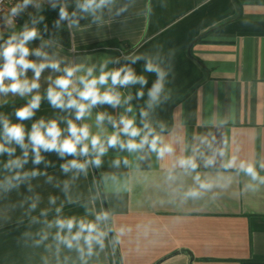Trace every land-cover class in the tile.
Wrapping results in <instances>:
<instances>
[{
    "label": "crops",
    "instance_id": "crops-1",
    "mask_svg": "<svg viewBox=\"0 0 264 264\" xmlns=\"http://www.w3.org/2000/svg\"><path fill=\"white\" fill-rule=\"evenodd\" d=\"M60 1L70 46L39 37L25 45L27 60L58 63L60 70L46 67L39 87L25 95L0 92V106L49 100L65 68H79L69 87L77 100L73 89L82 90L79 78L88 69L92 79L102 66L130 68L146 83L113 88L109 78L99 91L112 89L120 103H97L81 119L74 107L52 104L39 105L28 119L0 116L25 134V147L6 143L0 122V144L14 149L0 153V264H264V184L239 170L241 162L252 164L264 177V0H107L87 9V0ZM6 44L0 37V51ZM149 64L159 72L146 70ZM20 79L31 82L34 70ZM121 117L141 130L136 143L147 124L160 138L157 146L172 151L158 156L148 145L108 146L107 137L117 133L130 139L120 132ZM40 121H55L61 140L70 137L69 121L87 125L89 151L41 148L35 163L28 136ZM92 136L106 149L99 165ZM16 159L21 166H9ZM74 160L84 168L72 166ZM189 160L195 169L182 166ZM103 212L109 217L98 223L103 247L94 242L91 255L83 239L69 248L57 238L78 231L60 230L58 219L96 222Z\"/></svg>",
    "mask_w": 264,
    "mask_h": 264
},
{
    "label": "clouds",
    "instance_id": "clouds-1",
    "mask_svg": "<svg viewBox=\"0 0 264 264\" xmlns=\"http://www.w3.org/2000/svg\"><path fill=\"white\" fill-rule=\"evenodd\" d=\"M30 0H24V3H29ZM107 0H99V3L96 0H87V3L84 7L99 8L104 5ZM18 11V6L12 9V13L15 14ZM61 16H67V13L61 9ZM37 35L35 29L26 30L20 34L19 37L13 35L7 41L6 46H3V50L0 51V56L4 57V63L0 65V92L2 93H13L19 95H25L26 93H30L32 89H36L39 87L38 80L41 75V72L46 68L51 66L53 69L60 70L58 63H40L36 64L32 61L26 59L29 55V49L25 46L28 41L33 39ZM39 55V52L37 51ZM32 68L34 70V79L29 82L27 79L21 80L20 77L24 76L27 69ZM79 68H65L63 71L65 73L64 76L57 78L54 81L55 88L50 87L48 89V99L50 103L54 107H67V108H75L76 109V118L81 119L85 115L90 114V109L93 105L97 103H108L115 107L120 103L119 93H115L112 89H109L103 93L99 91L98 85H105L108 83L109 78L111 79V83L113 88L116 85L126 86L130 83H141L145 84L146 80L143 76L137 77L133 70L130 68H120L115 71L105 72L103 70V66L101 68V74L99 77H93L92 79H88L87 77H92V69H88L87 77H80L79 82L83 85L82 90L73 89L76 91L79 100L72 98V91H69V87L72 84V77ZM146 70L148 71H157L158 69H154L151 64L146 66ZM162 77V74H160ZM5 80H9L10 83L5 84ZM60 91H56V89ZM161 85L159 81L153 86L150 91V96L155 99L157 93L160 91ZM142 95V93H140ZM67 96V103L64 101V97ZM131 99V97H129ZM39 96L33 97V100L29 104L28 107L23 108L17 111L16 115L19 119H28L33 115V109L38 108L39 106ZM86 102V103H85ZM131 109L129 108V111ZM104 120V114H100L97 116V123L100 124ZM111 120V117H109ZM3 123V137L6 143H12L13 141L19 144L21 147H25L24 145V130L20 125L10 124L6 119L0 121ZM119 123L123 125L120 129V132L124 135L128 136L130 139L127 143L121 141L119 139V133L114 134L112 136L107 137L106 143L108 146H115L117 144L120 145L121 148H127L129 151H135L138 148H142L144 145H148L152 151L157 152L158 156H163L165 152H171L172 148L170 145H165L163 147H158V143H160V138L156 136L152 129L148 127L147 124L144 125L146 129L144 135L142 136L139 143L135 142L136 137L141 136V130L134 126V121L131 119H127L125 117H121ZM115 126V122L113 121ZM68 131L70 133V137L65 138L63 140L60 139L62 133L59 129L57 123L55 121L49 122L47 125L43 121H40L39 124H34L32 128V132L29 134L28 139L31 141L34 151L36 153L35 163H39L41 161L40 149L43 148L45 150H58L61 155L64 153H76L77 146L80 145L79 152L82 154H86L89 151V146L84 141L89 140V129L87 125L82 127H77L71 121L68 122ZM153 137L149 140V137ZM90 144L93 149L97 152L96 164L99 165L100 160L99 156L102 155L106 149L104 147V143L101 142L98 136H92L90 138ZM14 149H10L5 147V144H0V153L7 152L9 155L12 154ZM27 153H25V156ZM211 163V161H209ZM22 161L20 159H16L14 161L9 162V166L20 167ZM182 166L191 167L195 169L196 165L192 161H182ZM72 166L77 168H84V165L78 164L75 160L72 161ZM232 162H229L226 167H231ZM260 167L264 169V164H261ZM65 170L66 166H65ZM239 170L244 172L247 176L251 178L253 181H259V183L264 184V177H260L257 173L255 167L252 164H245L243 162L239 165ZM37 173L33 172L32 175H36ZM209 185L201 184V187H208ZM192 195H196L197 193L193 192ZM59 211V209H57ZM108 214L106 212L100 213L96 215V222H85V221H75L74 219L68 220H57L55 221L56 225L60 230L67 228L68 232L71 234L73 227H77L78 231L75 234H72L70 238L68 237H60L59 233L57 235L58 239H61L63 243H65L69 248L73 246V242H79L81 239L84 240L87 245L88 255L92 254V245L93 243H97L103 247V239L104 233L99 230L98 223L102 221L108 220ZM83 251V250H82Z\"/></svg>",
    "mask_w": 264,
    "mask_h": 264
},
{
    "label": "trees",
    "instance_id": "trees-1",
    "mask_svg": "<svg viewBox=\"0 0 264 264\" xmlns=\"http://www.w3.org/2000/svg\"><path fill=\"white\" fill-rule=\"evenodd\" d=\"M63 9L60 0H52L50 4L41 2L34 10L20 17L19 23L1 33V37L8 41L10 37H17L26 30L35 29L37 35L35 37L50 40L52 43L66 49L70 46V33L66 22V18L61 16ZM68 97H64L65 103ZM31 101L23 103H15L0 106V116H5L10 120L19 119L16 115L17 111L29 106ZM51 104L49 100L40 102L39 105Z\"/></svg>",
    "mask_w": 264,
    "mask_h": 264
},
{
    "label": "built area",
    "instance_id": "built-area-1",
    "mask_svg": "<svg viewBox=\"0 0 264 264\" xmlns=\"http://www.w3.org/2000/svg\"><path fill=\"white\" fill-rule=\"evenodd\" d=\"M42 0H30L25 4L24 0H0V19L5 18L6 23H16L20 13L27 14L29 9L37 8ZM18 6V11L13 14L12 9ZM121 53H123L120 50Z\"/></svg>",
    "mask_w": 264,
    "mask_h": 264
},
{
    "label": "rangeland",
    "instance_id": "rangeland-1",
    "mask_svg": "<svg viewBox=\"0 0 264 264\" xmlns=\"http://www.w3.org/2000/svg\"><path fill=\"white\" fill-rule=\"evenodd\" d=\"M24 14L20 13L18 15V20L16 23H11V24H8L6 23V19L5 18H2L0 19V37H1V33H3L5 30H7L8 28H12L14 26H16L19 21H20V17H22Z\"/></svg>",
    "mask_w": 264,
    "mask_h": 264
}]
</instances>
